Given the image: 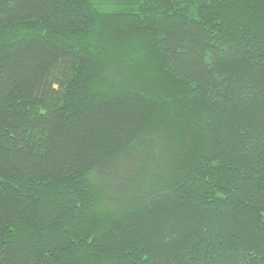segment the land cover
Masks as SVG:
<instances>
[{
	"label": "trees",
	"instance_id": "16d2710c",
	"mask_svg": "<svg viewBox=\"0 0 264 264\" xmlns=\"http://www.w3.org/2000/svg\"><path fill=\"white\" fill-rule=\"evenodd\" d=\"M0 264H264V0H0Z\"/></svg>",
	"mask_w": 264,
	"mask_h": 264
},
{
	"label": "rangeland",
	"instance_id": "374dc122",
	"mask_svg": "<svg viewBox=\"0 0 264 264\" xmlns=\"http://www.w3.org/2000/svg\"><path fill=\"white\" fill-rule=\"evenodd\" d=\"M103 38H104V37H103ZM103 38H102V39H103ZM105 41H107V38H106V39H105V38L103 39V42H104V43H105ZM131 42H132V41H131L130 36H128V37L126 36L125 40L123 39V43H124V45L126 44V45H125V48H126L125 51H126L127 49H129V45L132 44ZM119 52H120V51H119ZM120 55H121V56L123 55V51L120 52ZM133 55H136V52H135V53L133 52ZM137 55H139V53H137ZM143 61H144V60H143ZM161 79H163L162 76H160V80H161ZM166 83H167V82H166Z\"/></svg>",
	"mask_w": 264,
	"mask_h": 264
}]
</instances>
